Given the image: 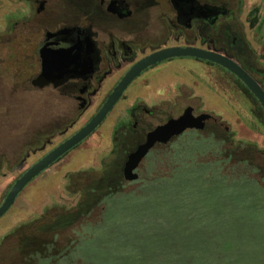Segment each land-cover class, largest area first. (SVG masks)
<instances>
[{"label": "rangeland", "instance_id": "obj_1", "mask_svg": "<svg viewBox=\"0 0 264 264\" xmlns=\"http://www.w3.org/2000/svg\"><path fill=\"white\" fill-rule=\"evenodd\" d=\"M3 4L0 0V17ZM9 8L12 13L22 9L15 3ZM250 14L251 22L246 21ZM241 16L248 40L260 53L264 0H244ZM61 104L33 92L0 97V205L18 178L95 111L11 171L41 136L54 130L55 113L69 109L75 114L70 102ZM137 104L146 109L142 125L148 129L193 106L196 115L213 116L209 132L225 131L264 149V122L253 114L254 105L233 74L190 57L160 64L136 79L97 131L30 182L0 217V264H264V201L258 198L235 204L218 199L207 223L198 215L171 213L177 202L162 206L132 195L112 198L105 213L97 206L74 224L55 225L60 207H74L98 181L99 172L115 161L114 129L120 122L131 123L129 113ZM159 157L158 169L166 175L163 150ZM255 162L264 172V156ZM137 185L128 182L125 190ZM184 236L199 242L197 256L186 253Z\"/></svg>", "mask_w": 264, "mask_h": 264}, {"label": "flooded vegetation", "instance_id": "obj_2", "mask_svg": "<svg viewBox=\"0 0 264 264\" xmlns=\"http://www.w3.org/2000/svg\"><path fill=\"white\" fill-rule=\"evenodd\" d=\"M9 3L19 5L20 13H10ZM2 4L0 97L33 92L50 96L55 103L70 102L75 108V114L69 109L55 113L51 118L54 130L41 136L37 146L29 150L11 171L22 166L30 154L46 150L57 136L67 135L89 110L95 108L83 126L40 159L86 126L128 71L156 51L192 46L228 56L229 52L243 56L249 45L259 64L264 61V49L258 53L247 38L241 16L244 0H2ZM253 16H247L246 21L251 22ZM173 59L178 58L158 62L142 71L136 79ZM246 62L253 70V65L247 59ZM101 96L103 99L97 104ZM144 110L141 104L133 106L129 113L131 123L120 122L115 127L124 125L120 126L119 136L132 144L123 160V176L129 153L145 142L150 131L166 122L148 129L142 125ZM259 120L264 122V114ZM165 145L158 143L150 152ZM148 155L140 163L138 174ZM104 170L99 172L100 176ZM80 204L77 202L70 210L60 207L63 211L56 215L55 225H70L87 217V208Z\"/></svg>", "mask_w": 264, "mask_h": 264}, {"label": "trees", "instance_id": "obj_3", "mask_svg": "<svg viewBox=\"0 0 264 264\" xmlns=\"http://www.w3.org/2000/svg\"><path fill=\"white\" fill-rule=\"evenodd\" d=\"M245 50L243 56L230 52L229 55L237 59L264 87V65L259 64L249 45ZM246 59L253 65V70ZM237 81L252 101L253 113L262 120L264 110L259 101L241 80L237 78ZM209 122L203 131L189 130L162 148L150 152L143 165L145 169L139 173L138 180L133 181L138 184L137 187L129 191L125 190L128 182L121 168L130 145L119 136L120 126H124L119 125L113 135L117 154L115 161L105 168L94 186L83 193L79 202L87 208V212L101 206L105 213L108 210L106 205L112 198L144 196L162 206L177 202L171 213L198 215L208 223L212 221L210 209L218 199L233 204L245 202L246 199L251 202L256 198L264 201V172L255 162L258 155L264 156V149L253 143L235 140L232 134L225 131L214 129L209 132ZM162 150L167 157L166 175H162L158 169ZM229 182H233L231 188L227 187ZM183 239L186 253L197 256L199 242L196 239L191 242L186 236Z\"/></svg>", "mask_w": 264, "mask_h": 264}, {"label": "water", "instance_id": "obj_4", "mask_svg": "<svg viewBox=\"0 0 264 264\" xmlns=\"http://www.w3.org/2000/svg\"><path fill=\"white\" fill-rule=\"evenodd\" d=\"M180 57H192L204 61H209L221 66L236 77H238L247 88L254 94L264 109V88L263 86L235 59L216 50H208L198 47H170L164 48L145 57L136 63L122 80L115 87L107 101L92 118V120L74 134L71 138L50 151L46 156L31 166L20 178L16 180L5 200L0 205V217L3 216L16 202L17 197L23 189L38 177L43 171L57 162L71 149L83 142L90 136L106 119L115 105L122 98L128 86L136 79L140 73L158 62ZM212 118L210 113L196 115L193 106L185 108L179 117L169 118L165 123L158 125L147 134L145 142L129 153L124 167V178L133 182L138 180L137 169L143 159L156 146V144H168L174 138L183 135L189 130L203 131L207 122Z\"/></svg>", "mask_w": 264, "mask_h": 264}, {"label": "crops", "instance_id": "obj_5", "mask_svg": "<svg viewBox=\"0 0 264 264\" xmlns=\"http://www.w3.org/2000/svg\"><path fill=\"white\" fill-rule=\"evenodd\" d=\"M2 1V0H1ZM8 6H9V4H8ZM9 11H10V13H11V9L9 8ZM12 11H14V10H12Z\"/></svg>", "mask_w": 264, "mask_h": 264}]
</instances>
